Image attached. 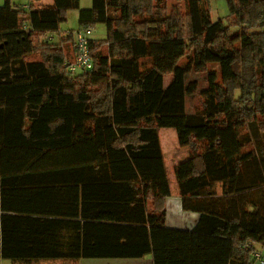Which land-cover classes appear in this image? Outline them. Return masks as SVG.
Returning <instances> with one entry per match:
<instances>
[{
    "label": "trees",
    "instance_id": "1",
    "mask_svg": "<svg viewBox=\"0 0 264 264\" xmlns=\"http://www.w3.org/2000/svg\"><path fill=\"white\" fill-rule=\"evenodd\" d=\"M185 1V30L178 12H149L153 0L0 5V258L253 264L264 243V0H226L235 24L212 21L209 0ZM71 9L91 29L92 58L73 73L72 30L38 40ZM208 63L220 79L207 72L187 113L197 84L185 77ZM164 127L190 151L174 166L182 208L199 215L190 230L165 224Z\"/></svg>",
    "mask_w": 264,
    "mask_h": 264
},
{
    "label": "rangeland",
    "instance_id": "2",
    "mask_svg": "<svg viewBox=\"0 0 264 264\" xmlns=\"http://www.w3.org/2000/svg\"><path fill=\"white\" fill-rule=\"evenodd\" d=\"M43 3L50 2V0H40ZM11 4H29V0H10ZM4 4V0H0V5ZM91 0H79V6L82 8L90 7ZM154 9V10H153ZM154 11L156 14L159 13L162 16H168L170 14L179 13L181 16V23L185 28L186 23V1L185 0H153L152 5L149 12ZM143 13V15L137 16V19L146 18L150 15ZM153 13V12H152ZM209 13L212 21L221 20L226 23L227 17L231 24H235L237 22L235 16L230 14L228 16V7L226 0H209ZM78 26V11L76 9L68 10L65 16V19L59 24V33H54V37L50 38L51 32L44 33V35L40 36V42H58L60 40V36L68 35L69 32L75 30ZM242 27L239 26H231L229 30V34L236 35L241 31ZM71 34V33H70ZM106 30L105 25L101 23H95L93 25L92 37L95 39H103L105 37ZM192 49H187L185 54L179 59V64H186L190 57L192 56ZM39 58L38 52H34L27 56L28 60ZM214 70L217 75V80L220 79V72L218 64L216 63H208L203 70H191L185 77V82H196L197 90L191 94L186 95L185 97V111L187 113H192L196 109H198L201 105V96L200 90L207 86V72ZM171 79V75L167 74L164 77V83L167 84ZM158 138L160 147L162 150V158L165 166V171L167 178L169 180L175 179L174 175V164L180 160L187 158L190 154L188 147L180 146L177 141L176 131L171 127H164L158 129ZM264 139V135L261 137ZM179 148V149H178ZM178 149V150H177ZM182 150V151H181ZM262 251H264V243L256 244ZM253 260V264H261L258 261H255L251 255ZM125 261H119V259L114 258H38L24 261H12L5 260L3 264H125Z\"/></svg>",
    "mask_w": 264,
    "mask_h": 264
},
{
    "label": "crops",
    "instance_id": "3",
    "mask_svg": "<svg viewBox=\"0 0 264 264\" xmlns=\"http://www.w3.org/2000/svg\"><path fill=\"white\" fill-rule=\"evenodd\" d=\"M66 52L67 55L71 56L72 49L71 50L67 49ZM178 162H176L174 165H176ZM167 180L169 184V195L165 198V211H166L165 224L167 227L173 229L190 230L197 223L199 215L194 211L184 210L182 208L181 196L176 180L175 179L169 180L168 178ZM255 247L257 250H259L262 253V255H264V251H262L256 245ZM87 259H94V258H87ZM114 259H119V261H125L126 262L125 264H153L152 256L150 253L139 258H114ZM5 260L7 259L0 258V264H3Z\"/></svg>",
    "mask_w": 264,
    "mask_h": 264
},
{
    "label": "built area",
    "instance_id": "4",
    "mask_svg": "<svg viewBox=\"0 0 264 264\" xmlns=\"http://www.w3.org/2000/svg\"><path fill=\"white\" fill-rule=\"evenodd\" d=\"M27 5H24L26 7ZM91 33L90 28L85 29H75L71 32L73 37V44L75 48L74 56L66 61L65 68L73 73L76 71H84L92 67V58L89 53V37ZM54 33L50 35V38L54 37ZM255 261L264 264V256L257 249L253 250L251 253Z\"/></svg>",
    "mask_w": 264,
    "mask_h": 264
}]
</instances>
